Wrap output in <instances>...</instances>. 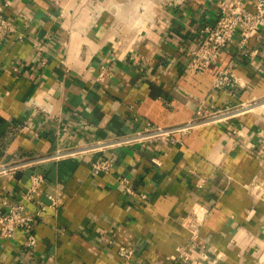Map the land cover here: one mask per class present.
I'll return each instance as SVG.
<instances>
[{"label": "crops", "instance_id": "crops-1", "mask_svg": "<svg viewBox=\"0 0 264 264\" xmlns=\"http://www.w3.org/2000/svg\"><path fill=\"white\" fill-rule=\"evenodd\" d=\"M223 0H0L15 31L0 40V161L170 126L199 108L253 102L248 111L194 128L182 138L51 160L0 176V211L17 202L32 171L50 204L35 223L0 237V264H188L187 217L208 209L191 251L198 264H264V29L223 48L204 74L187 67L188 49L213 26ZM250 9L257 0H245ZM146 5L144 13L141 6ZM110 75L99 81L102 64ZM232 65L244 87L212 92ZM229 97V98H228ZM109 157L111 172L93 163ZM128 178L145 198L123 191ZM37 206L28 203V211ZM134 250L127 259L119 248Z\"/></svg>", "mask_w": 264, "mask_h": 264}, {"label": "built area", "instance_id": "built-area-1", "mask_svg": "<svg viewBox=\"0 0 264 264\" xmlns=\"http://www.w3.org/2000/svg\"><path fill=\"white\" fill-rule=\"evenodd\" d=\"M141 6V12L146 9ZM264 29V0H257L255 8L250 9L245 0H223L218 13V19L213 26H206L198 37L195 45L189 47V59L187 67L194 74H204L209 67L214 65L223 50L234 39L236 34L241 35L239 46L247 45L251 38H260ZM15 31L13 22L7 18L0 8V40L5 39ZM109 63L102 64L98 74L99 81H105L109 75ZM244 87L237 75L233 72L232 65L221 69L213 78L212 92L224 91L228 96H235L239 88ZM229 98V97H228ZM253 102H242L232 105L225 103L223 108L212 106V108H199L194 118L186 122L170 126L153 125L147 123L145 127L130 134L115 135L104 139H95L87 143L62 147L50 153L32 154L24 157L0 161V176L14 175L26 168H33L51 160H59L65 157H74L91 152H102L106 149L122 145L142 144L156 141L164 137L173 139L182 138L194 128L212 122H223L234 118L251 109ZM264 149V144L263 147ZM95 171L111 172L114 165L109 157L101 158L93 163ZM123 191L129 195L145 198L146 194L138 191L128 178L120 180ZM45 184L43 171H32L30 185L22 192L17 202L9 205L8 209L0 211V237L4 239L13 238L18 230H24L26 238L24 244L29 248L37 245L35 223L43 216L48 206L56 204V196L53 192H47L50 204L45 203L36 194ZM2 204L8 205L6 196L0 199ZM28 203L37 206L35 212L28 211ZM208 209L203 206L195 207L188 215V226L192 231V242L181 250L180 260L188 264H198L195 255L191 251L197 247L198 230L206 217ZM121 256L130 259L134 250L128 246L119 248Z\"/></svg>", "mask_w": 264, "mask_h": 264}, {"label": "bare ground", "instance_id": "bare-ground-1", "mask_svg": "<svg viewBox=\"0 0 264 264\" xmlns=\"http://www.w3.org/2000/svg\"><path fill=\"white\" fill-rule=\"evenodd\" d=\"M252 110V109H251Z\"/></svg>", "mask_w": 264, "mask_h": 264}]
</instances>
